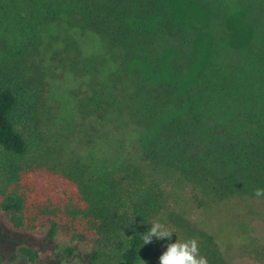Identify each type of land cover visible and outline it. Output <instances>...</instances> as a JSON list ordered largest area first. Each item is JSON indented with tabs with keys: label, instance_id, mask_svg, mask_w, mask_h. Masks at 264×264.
<instances>
[{
	"label": "trees",
	"instance_id": "16d2710c",
	"mask_svg": "<svg viewBox=\"0 0 264 264\" xmlns=\"http://www.w3.org/2000/svg\"><path fill=\"white\" fill-rule=\"evenodd\" d=\"M184 1L210 14L212 46L181 94L130 69L157 72L168 51L177 72L193 61L189 27L158 18V0H0V213L13 231L53 245L64 261L159 264L166 245L182 238L170 218L182 197L198 209L239 199L264 216V196L254 195L264 189V0H238L252 31L241 47L220 0ZM75 30L94 34L102 53L85 55ZM52 66L79 82L78 131L54 125ZM105 121L119 161L94 175L67 146L75 133L85 147L103 140ZM94 184L122 207L97 211L83 195ZM156 220L171 241L144 245ZM18 254L29 264L38 257L21 244L9 263Z\"/></svg>",
	"mask_w": 264,
	"mask_h": 264
},
{
	"label": "rangeland",
	"instance_id": "374dc122",
	"mask_svg": "<svg viewBox=\"0 0 264 264\" xmlns=\"http://www.w3.org/2000/svg\"><path fill=\"white\" fill-rule=\"evenodd\" d=\"M220 1L227 8L228 27L232 31L233 45L236 47L246 45L251 39L252 31L243 19L238 0ZM164 14L171 16L174 24H185L189 27L194 49L192 63L183 72H177L173 66L174 53L168 51L157 72L138 63L132 64L130 69L138 66L153 80L171 83L182 94L197 79L207 62L212 46V36L209 31L211 16L193 2L158 0V18ZM52 31L53 29H48L44 33L45 39L48 33H53ZM73 37L79 42L85 55L102 53L100 42L94 34L81 35L75 30ZM48 85L47 99L56 111L54 125L63 129L72 123L75 131H78L75 126L80 124V121L75 112L74 100V93L79 89L78 80L68 72L54 69L52 66L48 74ZM100 127L103 131H107V136L103 140L95 141L85 147L80 143L79 133H75L72 134L73 138L67 146L69 150L79 154L94 175L116 167L119 161L115 154L117 152L111 125L105 121ZM129 137L127 135L126 139ZM83 195L100 212H114L122 207L121 202L102 184L87 187ZM170 218L174 227L182 234L181 241L197 240L199 254L206 257L207 264H264L262 254L264 253V216L239 199L229 202L214 200L209 207L198 209L187 198L182 197L171 210ZM21 244L35 247L38 253L35 264H89L81 257L64 261L53 251V245L45 243L42 239L31 240L25 233L13 231L0 213V263L6 261V264H10L9 260L16 247ZM83 251L80 250V253ZM15 264H29V262L19 257ZM95 264H117V261L109 260Z\"/></svg>",
	"mask_w": 264,
	"mask_h": 264
},
{
	"label": "clouds",
	"instance_id": "9594fccd",
	"mask_svg": "<svg viewBox=\"0 0 264 264\" xmlns=\"http://www.w3.org/2000/svg\"><path fill=\"white\" fill-rule=\"evenodd\" d=\"M254 195L257 198L264 196V189H257ZM141 236L143 244L147 245L154 238L171 241L173 233L165 224L156 220L152 222L150 230ZM159 264H207V259L200 256L196 239L186 241L177 239L175 243L166 245V251L159 257Z\"/></svg>",
	"mask_w": 264,
	"mask_h": 264
},
{
	"label": "water",
	"instance_id": "95a60500",
	"mask_svg": "<svg viewBox=\"0 0 264 264\" xmlns=\"http://www.w3.org/2000/svg\"><path fill=\"white\" fill-rule=\"evenodd\" d=\"M22 246H25V245H22ZM18 247H19V246H18ZM18 247H16V249H18ZM19 257H20V255H19ZM19 257H18V258H19ZM18 258L15 259V261H14L13 263H10V264H15V263L17 262ZM0 264H6V261L1 262Z\"/></svg>",
	"mask_w": 264,
	"mask_h": 264
},
{
	"label": "flooded vegetation",
	"instance_id": "af4514ba",
	"mask_svg": "<svg viewBox=\"0 0 264 264\" xmlns=\"http://www.w3.org/2000/svg\"><path fill=\"white\" fill-rule=\"evenodd\" d=\"M15 251L17 252V251H18V249H15ZM19 255H20V254H18V255H17L16 259L19 257ZM20 257H21V255H20Z\"/></svg>",
	"mask_w": 264,
	"mask_h": 264
}]
</instances>
